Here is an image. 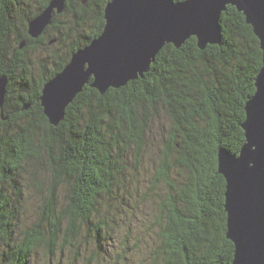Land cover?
Returning <instances> with one entry per match:
<instances>
[{
    "label": "trees",
    "instance_id": "trees-1",
    "mask_svg": "<svg viewBox=\"0 0 264 264\" xmlns=\"http://www.w3.org/2000/svg\"><path fill=\"white\" fill-rule=\"evenodd\" d=\"M110 1L69 0L33 38L29 23L51 0H0V75L9 80L6 118L0 116V262L29 264L38 247L52 254L60 242L61 250L78 242V262L82 230L114 245L121 224L128 227L126 249L133 241L137 248L131 235L139 215L128 209L131 201L122 205L123 216L106 212L117 190L130 185L133 198L143 192L152 206L144 220L152 242L142 264H231L235 245L227 235L218 154L220 148L238 153L245 143L242 123L262 67L260 41L245 15L228 5L220 17L221 43L202 49L195 36L181 47L168 43L143 76L103 94L86 85L59 124H51L43 87L102 34ZM51 28L63 52L53 67H38L30 52ZM29 161L48 172L45 179L34 176L42 204L17 237L24 212L16 202Z\"/></svg>",
    "mask_w": 264,
    "mask_h": 264
},
{
    "label": "water",
    "instance_id": "water-1",
    "mask_svg": "<svg viewBox=\"0 0 264 264\" xmlns=\"http://www.w3.org/2000/svg\"><path fill=\"white\" fill-rule=\"evenodd\" d=\"M67 1L51 0L30 21L29 34L42 35ZM228 5L245 15L263 52L255 93L245 105V143L238 153L220 148L218 154L219 172L226 179L227 235L235 245L231 264H264V0H111L102 34L78 49L45 83L40 99L50 123L58 125L86 85L102 94L126 85L150 69L166 44L181 47L192 36L202 49L221 43L220 17ZM8 82L6 75H0V106Z\"/></svg>",
    "mask_w": 264,
    "mask_h": 264
},
{
    "label": "rangeland",
    "instance_id": "rangeland-1",
    "mask_svg": "<svg viewBox=\"0 0 264 264\" xmlns=\"http://www.w3.org/2000/svg\"><path fill=\"white\" fill-rule=\"evenodd\" d=\"M39 37H33V38H39ZM62 52H63L62 45L60 43V40L57 39L55 31L51 28L45 35L43 41L37 43L36 47L32 49V51L30 52L31 53L30 56L33 59L35 65L38 67L44 66L45 64H47L48 67H53L54 61L58 59L59 54H61ZM162 123L163 122H161L160 124ZM164 123H167V121L165 120ZM151 146L152 149H155L153 148L154 147L153 145ZM26 165L28 169L31 171H29L30 172L29 174L28 172L24 173L26 179H24L23 182L24 188L22 191L23 195L21 196L23 201L22 199H20V203L16 202L17 206L20 205V208L24 212V217L20 221L21 226L18 228H14L15 235L17 237L20 234L22 235V232L25 229L32 226V224L36 221L37 211L42 204L43 192L40 188H37L35 186L34 176L36 177L38 176L37 178L41 177L45 179L48 172L47 170L45 171V169L40 168L42 167L40 164H38L37 166L32 165V161L27 162ZM136 183L141 185L140 182L138 181ZM132 191H134V188L130 187V185L128 189L121 188V191L119 188L116 192L117 195L115 196V200H111L109 203L111 204V206L109 204L106 206V212L109 215V217L114 215V213L121 214V216H123L125 213L123 211L122 205L126 204V202L131 201L130 202L131 207L130 208L128 207V209L129 210H132V208L137 209V214L139 215V219H138L139 223L134 222L132 227L133 230L135 231L131 235V240H134L135 238H137L138 240L137 248H135L133 241L131 243V246L129 247V250L126 249L124 238L126 237V231L128 233V227L125 229L126 224L124 225L121 224L122 226L118 227L119 229L117 231L119 232V234L115 237L116 244L114 245L106 241L105 237L103 236L101 237V242H100L103 245L99 246L100 243L98 242V240L94 241L90 237L87 238L85 230L84 231L82 230V238H81L82 244H80L81 256L78 262L75 261L74 258L75 252L76 250H78L76 248L77 245H79L78 242L75 245L76 247L75 246L72 247L71 250L70 249L61 250L60 247L62 246V243L60 242L59 245L55 247V252L52 254H48L44 246L38 247L36 251H33L31 261L29 260V264H124L125 262L129 264H142L145 258L146 250L152 242V236L151 234L148 233L147 231L148 228L144 226V220L147 217V212H149L152 206L149 204V202L146 201V199L143 198L144 196H146L145 194L143 195V192H140L141 195H138V197L133 198V196L130 195L132 194ZM119 192H121L120 195L118 194ZM139 198L140 199L143 198V200H141L140 202ZM13 204L15 206V203ZM21 204H23L24 207ZM91 232H93V234L95 233L94 230ZM1 250L4 251V248H1ZM3 255L4 254H2V256ZM124 255L128 259L125 262L124 260H122ZM2 263H4V260L0 262V264Z\"/></svg>",
    "mask_w": 264,
    "mask_h": 264
},
{
    "label": "bare ground",
    "instance_id": "bare-ground-1",
    "mask_svg": "<svg viewBox=\"0 0 264 264\" xmlns=\"http://www.w3.org/2000/svg\"><path fill=\"white\" fill-rule=\"evenodd\" d=\"M60 73V72H59ZM4 102H5V100H4ZM3 106H4V103L0 106V116L2 117V118H6V117H4V115H3V111H1L2 110V108H3Z\"/></svg>",
    "mask_w": 264,
    "mask_h": 264
}]
</instances>
